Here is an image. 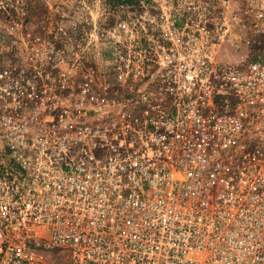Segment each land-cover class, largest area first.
I'll return each instance as SVG.
<instances>
[{
    "label": "built area",
    "instance_id": "1",
    "mask_svg": "<svg viewBox=\"0 0 264 264\" xmlns=\"http://www.w3.org/2000/svg\"><path fill=\"white\" fill-rule=\"evenodd\" d=\"M192 28L0 69V264H264V58Z\"/></svg>",
    "mask_w": 264,
    "mask_h": 264
},
{
    "label": "rangeland",
    "instance_id": "2",
    "mask_svg": "<svg viewBox=\"0 0 264 264\" xmlns=\"http://www.w3.org/2000/svg\"><path fill=\"white\" fill-rule=\"evenodd\" d=\"M184 25H206L219 61L264 58V0H0V69L36 75L39 61L45 75L56 60L99 77L119 48Z\"/></svg>",
    "mask_w": 264,
    "mask_h": 264
}]
</instances>
